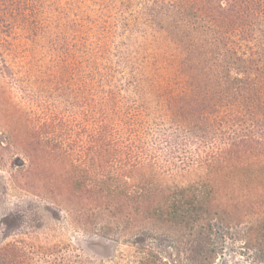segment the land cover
I'll use <instances>...</instances> for the list:
<instances>
[{
  "label": "rangeland",
  "instance_id": "obj_1",
  "mask_svg": "<svg viewBox=\"0 0 264 264\" xmlns=\"http://www.w3.org/2000/svg\"><path fill=\"white\" fill-rule=\"evenodd\" d=\"M138 2L0 0V261L264 264V216L256 211L191 229L126 212L115 217L81 197L58 195L66 172L93 178L80 143L105 120L114 144L126 150L111 151L116 159L107 157L104 172L114 173L130 155L140 165L153 160L148 169L171 184L202 173L197 164L207 150L167 142L173 126L162 104L146 84V94L134 96L129 74L139 72L136 32L144 30ZM46 120L60 126L47 131ZM28 140L39 149L34 161Z\"/></svg>",
  "mask_w": 264,
  "mask_h": 264
},
{
  "label": "trees",
  "instance_id": "obj_2",
  "mask_svg": "<svg viewBox=\"0 0 264 264\" xmlns=\"http://www.w3.org/2000/svg\"><path fill=\"white\" fill-rule=\"evenodd\" d=\"M125 1H139L137 18L144 19V30L136 32L142 42L133 69L139 72L129 74L134 96L146 94L140 91L146 84L162 104L173 126L167 142L178 148L196 142L207 150L197 164L202 173L185 185L171 184L148 169L153 160L140 165L130 155L114 173L104 172L111 151L126 150L114 144L105 120L80 143L93 178L87 183L66 172L58 195L81 197L115 217L126 212L191 229H209L213 217L228 221L233 213L264 216V0ZM44 123L47 131L60 126ZM34 144L24 146L33 161ZM224 211L229 218H221ZM148 256L153 263L155 256Z\"/></svg>",
  "mask_w": 264,
  "mask_h": 264
}]
</instances>
